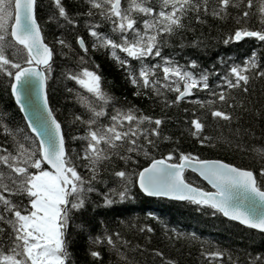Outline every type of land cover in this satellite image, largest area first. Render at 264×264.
<instances>
[{"label":"snow or ice","instance_id":"obj_1","mask_svg":"<svg viewBox=\"0 0 264 264\" xmlns=\"http://www.w3.org/2000/svg\"><path fill=\"white\" fill-rule=\"evenodd\" d=\"M38 9L57 30L51 39ZM206 39L259 47L206 67L164 52L201 50ZM90 53L105 55L143 106L114 96ZM53 81L80 106L63 121ZM0 84L21 114L0 113V264H74L70 225L86 235L91 264H180L151 246L149 224L97 219L94 210L112 211L137 190L264 237V0H78L74 10L66 0H0ZM182 137L251 166L182 150ZM147 215L169 249L197 247L199 264H264V252Z\"/></svg>","mask_w":264,"mask_h":264},{"label":"trees","instance_id":"obj_2","mask_svg":"<svg viewBox=\"0 0 264 264\" xmlns=\"http://www.w3.org/2000/svg\"><path fill=\"white\" fill-rule=\"evenodd\" d=\"M78 0H66V4L70 9L75 8ZM41 4H47V0H41ZM38 19L41 23V27L44 30L46 38L51 37L57 32L54 25L45 23L43 9L37 11ZM204 32L205 36L209 32L207 27L200 28L197 26V32ZM215 36V31L212 33ZM191 35L188 36L190 40ZM175 43V42H174ZM206 48L201 50L192 49L191 47L179 48H165V54H171L175 51L177 59L181 63L184 62V56L195 58L198 60L201 67H206L213 64L218 57H224L228 59L230 57H237L242 53H245L253 47H259L257 43L249 39L239 45H224L217 43L214 39H206ZM92 58L100 65L102 75L105 78V84L114 96L118 98H125L136 104L138 107L143 106L142 100L133 97L131 95L133 89L126 84L121 78V73L113 66L112 62L101 53H90ZM257 93L261 91L262 84L257 83L255 85ZM51 97V104L57 110V116L60 120H64L70 110H79V104L76 103L74 98H68L62 92V90L56 88L55 81H53V88L49 90ZM197 95H202L198 93ZM195 97H193L194 99ZM148 109H146L147 111ZM0 113H9L10 118L18 119L20 113L14 107V101L9 96L4 94V87L0 84ZM167 129L171 131V134L175 138L178 136V131L174 123L165 125ZM67 131V130H66ZM180 147L185 151H200L205 158H224L231 159L237 164H244L251 166L248 159L240 156L233 155L228 152H215L209 149L200 148L195 145L192 140L181 138ZM188 179H195L198 183L204 184L194 174L186 173ZM98 213L97 219H105L108 221H116L123 219L129 223H135L139 225L141 223H147L154 228L155 234L152 235V245L160 248L164 251L165 255L175 256L180 264H199L198 260V248H181L179 251L169 249L165 246V243L161 236L160 225L156 220L151 219L147 214L153 213L160 220L168 224L169 227H177L182 231H194L204 240L217 242L220 246L228 247L231 249L248 248L255 254L256 252H264V237L260 235H254L250 240L249 236L253 230H247L243 226H239L236 222L227 221L222 216L209 217L203 213H197L194 211V206L188 205L185 202L168 200L164 198H152L146 197L143 194L137 195L133 199L126 201L122 204H117L113 207L112 211H106L104 209L94 210ZM77 223L79 221H76ZM109 226H112L111 224ZM69 232L72 234L70 240V251L72 253V259L74 264H91L90 258L86 255V249L88 248V240L86 235L78 232H72L70 225ZM129 238L133 239V242H141L140 236H133L131 232L127 233ZM143 259V258H141ZM104 260H108V254L104 253Z\"/></svg>","mask_w":264,"mask_h":264},{"label":"water","instance_id":"obj_3","mask_svg":"<svg viewBox=\"0 0 264 264\" xmlns=\"http://www.w3.org/2000/svg\"><path fill=\"white\" fill-rule=\"evenodd\" d=\"M203 182V181H202ZM205 183V182H204ZM152 198H158V197H152ZM164 199H168V198H164ZM168 200H170V199H168Z\"/></svg>","mask_w":264,"mask_h":264}]
</instances>
